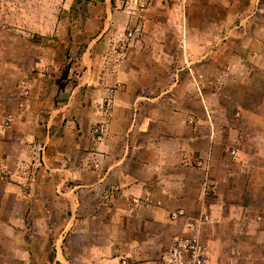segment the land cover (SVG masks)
Masks as SVG:
<instances>
[{"label":"crops","instance_id":"0c3cea01","mask_svg":"<svg viewBox=\"0 0 264 264\" xmlns=\"http://www.w3.org/2000/svg\"><path fill=\"white\" fill-rule=\"evenodd\" d=\"M147 2L167 23H98L83 85L51 71L73 0H0V264H161L189 222L207 264H264V0Z\"/></svg>","mask_w":264,"mask_h":264},{"label":"rangeland","instance_id":"374dc122","mask_svg":"<svg viewBox=\"0 0 264 264\" xmlns=\"http://www.w3.org/2000/svg\"><path fill=\"white\" fill-rule=\"evenodd\" d=\"M143 4L141 5V9L139 10V13H131L128 14L125 13H119L117 10V4L118 0H112L113 6L115 5V8L111 12H102V9L100 10H93V8L90 9V0H78L76 3L73 0V8H76L77 11H72L70 13V7L68 5V9L66 13L62 14V19H60V23H63V35L65 37L70 36V32L66 30V25L68 26V23L70 21L72 23H78V28L76 31V36L74 35V39L72 44L70 42L63 43V55L64 58L62 60L58 59L57 64L54 66L53 70H51L53 73L57 75L55 79L58 82L61 81L62 78H65L69 81L71 84L76 83H83V85H86V83L89 81L90 83V39L91 36L94 35L99 28L98 23H167L166 21V15L164 13L157 14L153 11V4H150L149 2L146 3V0H143ZM164 5L165 4V0ZM101 5L104 4V0L98 1ZM173 2L177 3L178 0L173 1L170 3V7H173ZM180 2V1H179ZM160 2L159 9H165ZM157 6V5H156ZM154 6V7H156ZM166 11V9H165ZM180 14V13H179ZM178 13H174L172 16L171 23H183L182 19L179 18ZM133 15H136L137 19L133 18ZM65 16V17H63ZM154 19L157 20V22H154ZM76 29V28H75ZM132 29V28H131ZM128 27L120 29L122 32L121 34H124V37L127 35V38L129 41H132L134 37V30H131ZM110 29H108L109 31ZM117 32V31H116ZM133 33L131 36L130 33ZM97 34V33H96ZM174 35V34H173ZM124 37L122 39H124ZM68 40V38H66ZM75 40L78 42L75 43ZM122 42V40H120ZM89 48V49H88ZM100 51L99 53H112L120 51L121 47L119 46L118 42H112L111 44H100L99 45ZM177 48L175 42L173 45H171V49L175 50ZM103 63L107 61H102ZM50 65L49 63L46 64V68ZM71 69V74L68 76L66 72ZM65 83V82H63ZM90 85V84H89ZM53 91V90H51ZM56 91H53L50 95V98L54 100V97ZM70 92H64L60 96V100L66 99ZM72 99H80V100H86L90 99V91H86V89L78 90L73 92ZM59 99V98H56Z\"/></svg>","mask_w":264,"mask_h":264},{"label":"built area","instance_id":"2783aa9c","mask_svg":"<svg viewBox=\"0 0 264 264\" xmlns=\"http://www.w3.org/2000/svg\"><path fill=\"white\" fill-rule=\"evenodd\" d=\"M5 125L9 126V122ZM181 215H184L183 211L173 212L172 218ZM158 260L161 264H207L208 247L200 239L195 222H189L184 232L173 236L171 244L162 251Z\"/></svg>","mask_w":264,"mask_h":264}]
</instances>
